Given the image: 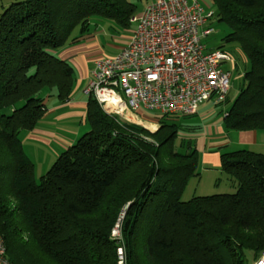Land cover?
<instances>
[{
    "label": "trees",
    "instance_id": "obj_1",
    "mask_svg": "<svg viewBox=\"0 0 264 264\" xmlns=\"http://www.w3.org/2000/svg\"><path fill=\"white\" fill-rule=\"evenodd\" d=\"M211 2L249 61L224 127L264 130V0ZM138 10L130 0H22L0 14V111L11 109L0 113V236L12 264H116L109 234L122 207L127 264H254L264 251V154L221 151L234 192L182 200L199 159L177 116L157 117L151 132L88 95L89 129L35 180L19 134L44 117L46 96L65 104L74 86L56 52L93 18L124 28Z\"/></svg>",
    "mask_w": 264,
    "mask_h": 264
},
{
    "label": "built area",
    "instance_id": "obj_2",
    "mask_svg": "<svg viewBox=\"0 0 264 264\" xmlns=\"http://www.w3.org/2000/svg\"><path fill=\"white\" fill-rule=\"evenodd\" d=\"M212 13L198 0L149 1L130 18L134 29L127 45L93 61L85 93L108 114L135 124L134 111L140 107L178 117L193 115L210 101L224 102L230 73L222 65L231 57L219 49L207 50L202 42L211 32L202 27ZM124 214L125 208L110 233L117 244L116 264H127L121 233ZM0 264H12L1 236ZM254 264H264V251Z\"/></svg>",
    "mask_w": 264,
    "mask_h": 264
},
{
    "label": "rangeland",
    "instance_id": "obj_3",
    "mask_svg": "<svg viewBox=\"0 0 264 264\" xmlns=\"http://www.w3.org/2000/svg\"><path fill=\"white\" fill-rule=\"evenodd\" d=\"M22 0H0V14L3 11L4 8L9 6L13 2H19ZM151 0H130L131 3H134L138 9L142 8L146 3H148ZM192 1V0H189ZM199 3L204 7L205 10H215L214 4H212L211 0H198ZM133 27V23H130V26L128 27H118L112 22H109L107 20L103 19H92L90 21L89 25V31H94L97 36V41L100 44V47L103 48L105 51H107L108 54H112L113 46L120 40V38H124L127 35H130V31ZM202 28H210L211 32L209 35L202 38V42L205 45L207 50L212 49H221L225 52H228L231 61L225 62L222 65V68L230 73V90L227 93L226 100L224 103L221 104H214L212 101L205 103V105L201 106L200 108L207 106L206 108L202 109L198 112L195 116H189V117H178L176 119V124L181 125V134H180V140L184 141L185 144H188L192 141V146H196L197 140L200 138L199 136L202 134H209V128L206 129L205 127V118L212 116V118L217 117V120H220L222 118V111L224 107H228L230 105L236 95L238 94L240 88L243 85V73L249 66V61L244 55V53L241 51L240 46L238 43L234 41H226L225 36L229 33L230 29L228 25L225 22L217 21L215 17H212L209 19V21L202 27ZM79 34L78 29H74L73 35ZM118 38V39H117ZM60 102L57 101V98L54 96L48 97V99L45 100V105L49 110L53 111V107L55 104H59ZM60 105V104H59ZM103 110V108L101 107ZM59 110H55L53 112H58ZM104 111V110H103ZM11 112V109L9 108H3L0 113L5 116L8 115ZM68 112V110L61 111V114ZM71 112H79V110L73 109ZM105 112V111H104ZM107 115H109L107 112H105ZM134 114H136L140 118H146L150 120H156V118H161V113L158 110L155 109H145L140 107L138 110L134 111ZM124 115V114H123ZM110 116H117L119 118H122L119 114H111ZM166 120V119H165ZM165 122V121H164ZM141 126L140 124H137ZM39 126L46 128L45 131L51 135L59 134V137H63L66 139H73L76 141L83 133H85L89 129V124L85 120L82 122L76 115L67 114L66 118H62L57 122L56 125H49L45 124L43 125L38 124L36 127L37 129H40ZM151 131L152 129H148ZM232 131V130H230ZM229 130L225 133L228 134V137H232L233 134ZM152 132V131H151ZM214 134L218 139L222 140L225 137V134L219 133L218 130L211 132L210 135ZM210 136H206V138H209ZM52 139V138H51ZM213 139V138H211ZM23 140H25L23 136ZM54 141H52L53 143ZM204 143V142H203ZM56 145V144H54ZM179 148L181 146L177 144ZM57 149L58 145H56ZM47 148V149H45ZM235 148L234 146H228L227 149L233 150ZM23 150L25 154L28 156V158L32 161L34 166V176L35 180L38 182L39 177L41 174H43L53 163L55 157H57L59 154H57L56 150L54 148H48L43 146H38L37 142L33 143L32 141L27 140L26 142H23ZM199 174L197 176L192 177L184 189V192L182 193V200H188L193 196H205V195H212V194H219V193H233L234 188L231 185L230 181L226 179L224 173H216L215 171H208L202 169L201 165H208L204 164L202 161L198 164ZM214 170V169H211ZM216 170V168H215ZM125 208L122 207L118 214L116 215V218L113 222L115 223L116 219L119 217V214L121 210ZM124 220V216L122 219V222ZM112 224V227H113ZM122 225V224H121ZM111 227V229H112ZM110 229V233H111ZM121 233H122V226H121ZM110 235V234H109ZM122 243L125 247L123 234H122ZM249 264H252V262L249 260Z\"/></svg>",
    "mask_w": 264,
    "mask_h": 264
},
{
    "label": "crops",
    "instance_id": "obj_4",
    "mask_svg": "<svg viewBox=\"0 0 264 264\" xmlns=\"http://www.w3.org/2000/svg\"><path fill=\"white\" fill-rule=\"evenodd\" d=\"M140 10L141 8L138 10V12ZM138 12H136L135 14H137ZM130 23L132 22L130 21ZM133 29H134V24L130 31V35H127L124 38H120V40L113 46V51L111 52L112 54L116 53L121 48H123L125 45H127L132 35ZM94 32L95 30L89 31L88 29L85 32H82V33L79 32L77 36L73 35L72 41H69L66 45H64L61 49H59V51L56 52L58 57L68 62L74 69L73 91L71 93L69 101H67L65 104L59 103L60 105L59 104L54 105L53 111L59 110L58 112H53L52 110H49L46 107L47 110L45 112L44 117L41 119L40 122L36 124V126L41 123L43 125L45 124L56 125L60 119L66 118L67 114L78 116V118L82 120V122L86 120L85 115H86V104H87L88 95L85 93V89H86V86L89 80V70L92 66L93 61L96 58L100 57L101 55H110L107 53V51H105L103 48L100 47V44L97 41L96 33ZM48 97H51V96H46L45 100L48 99ZM203 105H205V103L202 104L201 106ZM200 107L195 114L190 115V116L197 115L199 111L206 108L207 106H204L202 108ZM73 109L79 110V112H76V113L71 112V110ZM226 109L227 107L226 108L224 107L222 111V118L220 120H217L216 119L217 117L212 118V116H209L204 119L206 122L205 124L206 129L209 128L211 132L212 130L213 132L218 130L219 133L225 134V137L222 140L218 139L216 136H214V134L210 135V130H209V134L207 133L205 135L202 134L199 136L200 138L197 140L196 146H192V141L190 142V145L198 151L199 162L202 161L204 164H208V165H201L202 169L205 170L206 172L215 171L216 173L217 172L220 173L219 172L220 171V168H219L220 167V153L223 150H230V149H227L228 146H234L235 148H233V150L243 147L253 152L264 154V130H256V131H253V130H247V131H233L232 130L230 131L229 130L230 132H232L233 136L228 137V134L225 133L228 130H226L223 124V115L225 114ZM64 110H68V112L61 113L60 115L56 114ZM178 117H182V116H178ZM136 119L137 120H135V122L138 124H140L138 121H143V122H147L152 125H156V128L151 130L152 132L157 130L160 126L159 123L156 122L155 120L140 118L138 116ZM36 126L32 130H23L19 134V137L22 140V144L23 142H26L27 140L32 141L33 143L37 142L38 146H43V147H48V148L53 147L54 150H56L57 154H60L62 151L67 149L69 146H71L75 142L73 139H66L63 137H59V134L57 133L54 135L47 133L45 131L46 128H44V126L43 127L39 126L40 129H37ZM208 135L210 137L205 139V137ZM23 136L25 140H23ZM52 141L54 142L52 143ZM54 144L58 145L59 149H57L56 145ZM211 169H214V170H211Z\"/></svg>",
    "mask_w": 264,
    "mask_h": 264
},
{
    "label": "bare ground",
    "instance_id": "obj_5",
    "mask_svg": "<svg viewBox=\"0 0 264 264\" xmlns=\"http://www.w3.org/2000/svg\"><path fill=\"white\" fill-rule=\"evenodd\" d=\"M134 120H137V119H135V117H134ZM140 124H143V126H145V127H148V128H150V129H155L156 128V125H152V124H149V123H147V122H143V121H138Z\"/></svg>",
    "mask_w": 264,
    "mask_h": 264
}]
</instances>
